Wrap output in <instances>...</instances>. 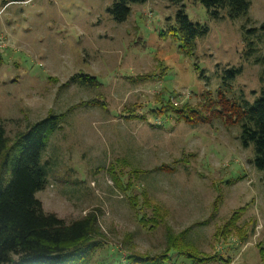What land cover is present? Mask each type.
Wrapping results in <instances>:
<instances>
[{"label":"rangeland","instance_id":"1","mask_svg":"<svg viewBox=\"0 0 264 264\" xmlns=\"http://www.w3.org/2000/svg\"><path fill=\"white\" fill-rule=\"evenodd\" d=\"M250 1L231 20L196 0H147L118 23L114 0H0V123L11 146L63 115L36 198L67 223L95 220L79 264H264V170L218 95L232 67L227 98L260 93L264 0ZM182 5L209 29L193 56L168 34ZM171 234H183L179 252L167 253Z\"/></svg>","mask_w":264,"mask_h":264},{"label":"trees","instance_id":"2","mask_svg":"<svg viewBox=\"0 0 264 264\" xmlns=\"http://www.w3.org/2000/svg\"><path fill=\"white\" fill-rule=\"evenodd\" d=\"M146 1L114 0L108 12L116 22L122 23L129 18L132 4ZM169 1L174 5L183 2ZM196 1L211 16L220 18L228 15L231 20L247 17L251 7L250 0ZM208 31L206 25L192 22L182 5L176 15V24L170 27L168 34L180 43L182 53L193 56L195 41ZM249 50L254 52L253 48ZM195 68L200 79L203 78L204 72L198 64H195ZM241 71V68L233 67L224 71L222 92L219 91L218 95L228 114L221 116L227 118L230 124L240 125L242 146H253V163L258 170H264V69L260 78L262 87L254 101L243 96L234 100L225 96L231 93V83ZM71 80L88 87L96 82L94 77L89 76H77ZM165 107L169 109L166 104ZM217 110L218 114L223 112L222 109ZM175 112L182 116V120L190 122L189 114L176 109ZM63 121V115L50 114L19 133L11 146L4 125L0 123V264H79L88 256L89 251L85 248L94 234L95 220L88 216L67 223L57 215L45 212L36 198V194L48 185V171L42 162V155L49 137L61 127ZM226 228L229 226L226 225ZM179 237L182 239L183 234L170 235L167 253L171 250L179 252Z\"/></svg>","mask_w":264,"mask_h":264}]
</instances>
